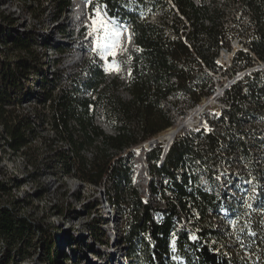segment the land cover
<instances>
[{"label":"trees","instance_id":"16d2710c","mask_svg":"<svg viewBox=\"0 0 264 264\" xmlns=\"http://www.w3.org/2000/svg\"><path fill=\"white\" fill-rule=\"evenodd\" d=\"M53 1L58 12L70 6V0ZM102 1L110 15L128 21L135 44L140 47L139 52L131 54L129 79L122 84L129 99L118 95V78H108L98 66L90 67L85 77L81 71L69 75L68 83L55 91L53 83L59 70L52 72L50 80L49 66L57 60L47 61L39 50L44 43H40L37 26L33 24L23 33L14 31L18 19L0 10V147L21 156L31 181H37L46 169L59 180L77 179L91 187L105 181L109 202L127 213L122 240L129 254L137 256L138 247L143 264H168L167 237L180 215L170 203L162 221L154 220L152 206L143 203L130 186L131 152H124L173 125L172 118L160 107L163 99L181 91L196 104L213 92V82L205 68H215L219 49L227 47L228 42H223L225 30L215 23H200L201 9L191 0H173L179 13L190 22L189 29L186 25L180 29L175 21L165 20L160 27L141 20L135 11L129 12L120 0ZM244 4L259 24L256 38L248 43L255 57L239 51L233 60L234 70L264 62V0H244ZM165 27L170 28L172 37L164 34ZM59 30L63 33L64 27L59 26ZM222 100L228 108L217 118L221 124L237 122L246 100L260 109L264 103V70L246 75L225 92ZM102 102H107L110 112L121 120L113 125V134L106 133L96 122L94 107ZM218 135L226 134L220 128L205 135L207 142L200 149L190 137L177 138L161 165L152 168L169 179L168 187L182 208L190 204L200 214L201 239L190 242L185 230L179 233V248L188 264H230L206 244L209 237H218L207 212L215 210L221 200L196 186L199 177L190 171L197 161L201 165L217 163L221 149ZM236 144L244 149L242 141ZM156 149L147 152L150 160L160 159V150ZM179 169L184 170L180 178L176 175ZM14 186L17 185L0 178V264H68L57 225L51 228L21 213L25 200L13 194ZM94 206L92 201L85 208L90 212ZM72 212L64 211L67 215ZM97 221H90L87 227L93 238L99 239L103 232ZM145 232L150 234L153 247L142 237ZM68 241L74 242L75 237L70 236ZM56 251H60V257H56Z\"/></svg>","mask_w":264,"mask_h":264},{"label":"rangeland","instance_id":"374dc122","mask_svg":"<svg viewBox=\"0 0 264 264\" xmlns=\"http://www.w3.org/2000/svg\"><path fill=\"white\" fill-rule=\"evenodd\" d=\"M192 1L196 5L199 3V0ZM202 1L203 7L199 11V22L207 26L211 23L218 24L225 30L223 42H228L227 47L222 46L219 49L215 68L208 69L210 72H207V68H205L208 77L213 82V91H215L217 87L228 86L233 78V73L239 70H234L233 60L235 56L231 63L224 64L220 62L219 58L222 50H232V43L237 39L240 45L243 44L244 51L242 53L249 54L248 43L256 38L254 33L259 24L245 8L244 0ZM102 3H104L102 0H94L89 3L86 11L84 8L79 23L77 22L78 17L71 9L72 6L69 10L58 12L56 3L53 0H0V10L12 13L18 19L14 31L26 30L33 24L37 26L40 43H44V49L48 51L47 59L49 61L57 60L55 63L51 62L49 66V74L56 69L59 70L58 77L53 83L56 87L55 91L59 86L68 83L69 75L81 71V75L85 77L90 67L98 66L108 78L112 76L118 78L120 82L118 95L123 99H129V95L123 89L122 84L126 83V75L131 70V54L135 51L132 36L129 42V33L132 35V30L128 21L119 16L110 15L107 12L105 3ZM120 4L129 12L135 11L141 20L146 21V18H148L150 21L159 23L157 25L160 27H162L165 20L166 23L175 21L180 29H182V25H186L189 29L190 22L179 13L173 0H120ZM30 5H32V8L29 7ZM151 5L154 6L153 12L155 13L152 12L154 16L150 14ZM101 19L106 22L111 20L114 25L127 29L115 49L118 54L115 57L119 62L118 72L105 71L106 62L101 59L102 53L99 49L94 50L97 37L96 29ZM93 20L97 23L93 24ZM61 24L69 25L68 34H72L70 40L72 44H66L67 40L61 37L62 34H59L62 33L58 27ZM82 24H85V27L79 33L76 34L74 30L70 31L73 28L77 30ZM64 29L67 30L65 27ZM164 34L172 37L170 28L165 27ZM75 45L77 47L88 46L83 63H79V61L78 63H72L73 61H71L72 55L76 52ZM111 60L112 55L109 53L108 63H111ZM212 94L213 92L209 96L203 97L199 103L193 104L188 96L178 91L163 99L160 102V107L172 118L173 125L171 127L176 122L184 121L186 117L194 115L197 111L199 112L195 114L197 115L195 122H197L194 125L186 126L177 134V138L190 137L194 139V142L198 144L196 147L199 149L206 144L207 141L204 136L207 133L215 132L220 128L224 130L226 135H218L220 137L219 148L221 149L219 160L214 166L215 170L219 171V176L223 174L220 180L229 182L235 193L241 182L246 183L250 189H253L255 192L252 194L254 195L260 190L264 191V103L260 109L256 110L251 102L246 100L243 105L244 111L239 114L237 122L234 124H221L217 118L222 115L223 109L228 108V103L222 98L212 99ZM94 110L96 122L102 129L108 134L115 133L113 125L118 124L121 120L110 112L107 102L97 104ZM198 121H202L208 128H203ZM131 125L135 126L134 123ZM166 130L155 135V137L163 134ZM237 140L244 143V149H242V146H237ZM145 141L130 148L129 163L134 159L136 163L143 164L146 162L149 165V170H151L157 164V161L153 160L152 164L147 155L143 156L145 151L143 143ZM158 150H160V153L162 152L160 146H157L156 151ZM209 167L196 163L190 171H193L199 177H204ZM223 170L224 172H222ZM28 172L29 169L21 156L12 154L0 147V178L17 185L13 187L12 192L16 197L25 200L21 206V213H25L30 218L41 221L51 226V228L55 224L57 225L56 230L59 232H62L64 227L80 225L84 222L85 208L83 210V206L84 203L87 204V202H92L95 199L96 191L94 189L80 185L75 179L65 178L59 180L53 175L52 170L48 169L40 174L37 181H31ZM218 175H213V179L218 181ZM11 177L15 179L10 180ZM252 194L245 190V196ZM66 209L77 212L74 211L69 216L64 213ZM77 216H79L78 220L70 221ZM55 255L60 257V251H56Z\"/></svg>","mask_w":264,"mask_h":264},{"label":"built area","instance_id":"2783aa9c","mask_svg":"<svg viewBox=\"0 0 264 264\" xmlns=\"http://www.w3.org/2000/svg\"><path fill=\"white\" fill-rule=\"evenodd\" d=\"M93 1L94 0H70V6L67 10H69L72 6L71 9L72 11H74L75 16L78 17L77 22L79 23V18L83 13L84 8L86 11L89 3ZM77 2H79V4H77ZM202 2V0H199L198 5H196V3L194 2L193 4L196 7L202 8ZM76 4L78 7L77 10L74 9ZM150 7V14L154 16V6L151 5ZM146 22L156 25L159 24L148 20V18H146ZM59 26H64L67 29H64L63 33H59L60 35L62 34L61 37H64V39L67 40L66 44H72L70 41L72 34H68L69 25L66 26L64 24H61L58 25V27ZM84 27L85 24H82L78 27L77 30L73 28L70 31L74 30L77 34ZM28 28L26 30H20V32H26ZM131 36L133 44L135 46V51L139 52L140 47L135 44L133 32ZM233 42L239 43L237 39H235ZM242 47L243 44H241V48H239L236 53H238L239 51L243 52L244 49ZM39 50L44 53L45 59L49 61L47 59L48 51L44 49V46L39 47ZM85 52L80 59L74 60L72 63H78V61L79 63H83L85 60ZM248 52L252 57H255L253 53H251L250 51ZM261 64L264 65V62L255 63V65L251 67H247L244 70H239L233 73V78L229 85H225L221 88L217 87L216 90L213 91L211 98H222L226 91L231 90L232 86L241 81L246 75L251 74L253 71L264 70V67H258ZM206 70L207 72H210L208 69ZM51 74H49L50 78ZM129 75L130 71L126 75V82L129 79ZM201 125L203 128H208V126L206 127L203 123H201ZM159 136H153L150 140H146L143 143L144 147L146 142L152 141L154 138H158ZM171 145L166 147L164 143L158 141L153 145L146 146L143 156H145L147 152L153 150L157 146H160L162 148V152L160 159L157 161V166L159 167L165 159V156ZM130 150L131 149H127L124 153H126L127 151L129 152ZM89 155H91V153H89ZM134 160H131V162L128 164L130 186L137 191L143 203L152 206V215L154 220L156 222L162 221L163 211L168 207L170 203H173L175 205L176 210L180 215V219L175 222L174 227L170 230L167 237L168 264H188L185 255L182 254L179 248V233L180 230H185L187 233V238L190 242L201 239L199 236L198 226V221L200 220L199 212L190 204H186L185 208H182V206L178 204L177 200L175 199V192L168 187L169 179L166 176H160L156 171L153 172L152 169L149 170L148 163L144 162L143 164H140L136 163V161ZM151 162L153 164L154 161L151 160ZM196 163L200 164L199 161H197ZM207 166H210L209 169L205 173L204 177L198 176L199 181L196 186L202 188L203 191L219 198L221 200V203L215 210L209 209L207 212L208 221L211 223V226L218 237H209L208 240H206V244L216 253L223 255L227 260H229L230 264H264V215H262L260 211L261 209H264V191L260 190L257 192V194L254 195L252 193H254L255 191L253 189H250V187L246 185V183L241 182L240 185L237 186V191L235 193L234 188L230 187L229 182H223L222 180H220V177L223 176V174L220 176L218 175L219 171L215 170V165ZM224 170L222 172H224ZM183 171V169H179L176 171V175L178 176V178L181 177ZM213 175L219 176L217 178L218 181L213 179ZM78 182L84 187L95 189L96 197L93 200L95 202V206L91 209L90 212H87V209L85 207L90 202H87V204L84 203V222H82L80 225L76 224L75 226L72 225L66 228L64 227L62 232H60V245L65 249V252L69 256L67 263L143 264V259L139 257L142 256L140 249L137 247V249L139 250L136 253L137 256L130 255L127 244H125L122 240L123 229L127 222V213L119 211L109 202L105 194V181H103V183L97 187H91L89 185H85L80 181ZM189 184L192 183L189 182ZM242 189L243 191H241ZM245 190L249 191V193L251 192L252 195L245 196ZM249 204L252 205L251 208L247 207V205ZM74 211L75 210H73V212ZM78 219L79 216L71 219L70 221L74 222ZM94 219H98L96 224L101 227L103 232L102 236L99 239L93 238L91 232L87 227V224ZM233 222H235V226H233ZM70 236L75 237L74 242L68 241V238ZM142 237H144L145 241L149 244L150 247H153L154 243L151 240L150 234L148 232L142 233ZM193 237H195V239H193ZM174 240L175 245L173 246Z\"/></svg>","mask_w":264,"mask_h":264},{"label":"snow or ice","instance_id":"6c2138e0","mask_svg":"<svg viewBox=\"0 0 264 264\" xmlns=\"http://www.w3.org/2000/svg\"><path fill=\"white\" fill-rule=\"evenodd\" d=\"M97 22L93 20V24ZM97 37L94 43V50L99 49L101 55V59L105 60L106 68L105 71H119V62L116 60V56L118 55L115 51L117 46L119 45L122 35L126 28L122 29L118 25H114L111 20L107 22L104 19L99 21V25L96 29ZM131 40V34L129 33V42ZM112 55L111 63H108V54ZM251 199V198H250ZM247 207L251 208L252 205L249 204ZM261 214L264 215V209H261ZM233 226H235V222H233ZM195 239V237H193ZM175 245V240L173 241V246Z\"/></svg>","mask_w":264,"mask_h":264},{"label":"bare ground","instance_id":"6f19581e","mask_svg":"<svg viewBox=\"0 0 264 264\" xmlns=\"http://www.w3.org/2000/svg\"><path fill=\"white\" fill-rule=\"evenodd\" d=\"M77 4H79V2H77ZM77 4L75 5V10L78 9ZM76 47V52L75 54L72 55L71 61L74 60H78L80 59L84 52L87 50V48L85 47ZM239 48H241V45L237 42H233L232 44V50H226L223 49L220 55V62L222 63H231L235 53L239 50ZM199 112L197 111L196 113H194V115H191L189 117H186L184 121H178L175 123V125L173 127L168 128L163 134H161L156 141H160L162 143H164L167 146L173 144V142L175 141L176 137L178 136L177 134L180 132V130H182L183 128H185L188 125H194L196 122V118ZM200 124L203 123L202 121H198ZM150 145V141L145 143V147ZM144 146V145H143Z\"/></svg>","mask_w":264,"mask_h":264},{"label":"water","instance_id":"95a60500","mask_svg":"<svg viewBox=\"0 0 264 264\" xmlns=\"http://www.w3.org/2000/svg\"><path fill=\"white\" fill-rule=\"evenodd\" d=\"M258 67H264L263 64L259 65ZM157 138H154L152 141H150V145H153L154 143H157L158 141H156Z\"/></svg>","mask_w":264,"mask_h":264}]
</instances>
